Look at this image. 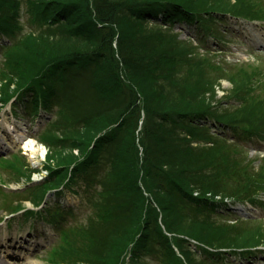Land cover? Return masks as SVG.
Here are the masks:
<instances>
[{"label":"trees","instance_id":"obj_1","mask_svg":"<svg viewBox=\"0 0 264 264\" xmlns=\"http://www.w3.org/2000/svg\"><path fill=\"white\" fill-rule=\"evenodd\" d=\"M69 1L26 2L34 21L50 29L48 36L54 43L52 50L37 52L42 66L32 67L33 60L24 55L21 62L15 56L2 64L8 78L1 80V88L10 89L14 84L16 89L38 86L45 91L54 88L49 85L53 78L65 82L67 76L74 84V92L66 95L63 103L68 116L63 119L59 115L44 139L49 150L51 135L58 134L56 143L61 146L47 158L48 164L58 162L61 171H52L49 166L46 182L54 181L49 185L56 186L55 180L65 179L70 167L71 183L82 174L103 175L100 201L105 212L100 210L88 224L61 230V239L47 253L50 264H139L150 256H163L164 264H219L220 256L264 245V232L252 224L255 219H240L227 208L228 203L245 200L264 207L258 199L264 192L263 167H249V162L232 152V145L240 148L237 141L233 139L229 145L223 138L214 139L206 123L200 122L213 117L245 138L257 132L264 111L253 101L248 104V116L255 119L251 126L249 120L236 118L233 112L221 114L222 105L211 104L204 98L205 90L187 79L195 65L214 72L223 68L220 63L201 66L169 28L150 27L142 17L146 11L155 13L163 7L175 13L173 19L191 21L195 17L205 35L214 36L209 23L218 22L228 11H200L195 0ZM216 1L209 5L221 7L219 10L226 7L224 0ZM20 5V0H0L2 33L10 36L16 26L8 16L2 18L1 12L7 10L12 17ZM232 6L234 16L264 19V5L259 0H235ZM122 18L131 25L122 23ZM96 23H108L110 33L98 29ZM135 29L138 37L132 35ZM60 34L71 41L65 50L55 42ZM67 55L73 59L64 69ZM82 77H87L86 81L74 80ZM165 106L167 109L158 110ZM143 113V126L138 131ZM122 117L128 127L119 143L123 129L113 126ZM69 144L79 157L68 163L61 150H67ZM127 150H131L130 159L122 157ZM24 166L22 175L14 171L17 177H26Z\"/></svg>","mask_w":264,"mask_h":264},{"label":"rangeland","instance_id":"obj_2","mask_svg":"<svg viewBox=\"0 0 264 264\" xmlns=\"http://www.w3.org/2000/svg\"><path fill=\"white\" fill-rule=\"evenodd\" d=\"M22 4L21 7L18 11L17 14L13 15L10 17V12L7 10H3L1 12L2 18L5 16H8L9 19L8 21L10 23H13L16 26V31L14 32L13 35V41H11L10 45L4 46L0 45V83L1 80L7 79V74L8 71L6 67H3L2 64L5 65V62L7 60H11L16 56L18 62L23 61V55L28 58V60H33L30 62V65L34 67L35 65H42L41 61L37 58V52L41 50V52H45L46 49H53V44L51 43V40L48 36L49 30L46 28H42L40 24L36 21H34L33 16L29 14L27 11V5L26 2L31 1V0H21ZM61 2H70L69 0H60ZM213 1L216 0H195L194 4L198 10H202L203 8H207V10H217V11H228V12H235V10H231L234 7L232 6V3H234L235 0H224L226 7L221 9V7L217 5L210 6L209 4ZM262 2L264 5V0H259ZM39 3L41 1H38ZM217 2V1H216ZM212 7H218V9H213ZM225 18V17H224ZM224 18H221V20ZM33 20V22H32ZM128 19L122 18L121 22L131 25L127 21ZM222 20V21H223ZM234 19H232V22ZM228 21V22H227ZM236 21V20H235ZM239 24L243 25L242 30L244 33H247L249 29H257V26H253L252 24L246 23L244 24L243 22L241 23L240 20H237ZM225 22V23H223ZM221 25L215 24V29L212 30L211 32L217 33L218 36L217 39L221 38V41L217 40L215 43H212L211 40H208V43L205 44L203 37L200 36V34L195 33L191 29H188V27H196V25H187L184 24V22L177 23L176 25L172 27L174 30L172 31L171 35L177 37L175 34L176 32L180 34L181 38H185L183 45L189 49L191 52L189 55H194V60L199 61L198 63L205 67L207 62L212 63L214 62L215 64L217 62L220 63V65L224 68L222 69H216L214 72H208L207 70L200 69L198 66H193L191 69H189L188 74H187V79H189V83L192 84L194 87H200L203 88L205 91L204 98L208 100L211 104H221L222 107L219 108V111L221 114H229L230 112H233L234 115L237 117H241L242 119L249 120L248 122L250 123V126L252 122L255 119L249 118V113L248 110L250 106L248 104L253 101L256 103L257 108H261V110L264 111V51H254L244 45L243 43V37L240 32H234L231 29H229V26L235 27V24L230 21V19H227L223 21ZM187 25L186 26H183ZM264 26V21L263 23H258ZM256 24V25H257ZM182 25V29L181 26ZM227 25L228 27H226ZM147 27V26H146ZM151 27V26H150ZM147 27V28H150ZM166 27V26H163ZM51 28V27H50ZM53 28H51L52 30ZM227 29V31H225ZM264 33V27L258 28ZM138 33L135 31L133 32L132 35H135V37H138ZM215 35V34H214ZM189 36H193L194 39H198V42L205 46L200 49H196V47H192L193 43L195 45L200 46V44L196 40H192L193 43L189 40L186 39ZM28 37L27 41L25 43L27 44L25 47H22V41H24ZM177 41L183 42L179 37H177ZM57 46L61 50H65L68 47H65V44H68L71 42L68 38H65L64 35L60 34L57 40ZM180 47V46H179ZM181 48V47H180ZM58 49V48H54ZM194 53V54H193ZM6 55V57H4ZM7 56H9L7 58ZM253 58L256 59V61H260L259 64H252L249 63L248 65L244 66L240 62L241 61H253ZM219 65V66H220ZM220 66V67H221ZM259 69L256 71V74L258 78L250 80L251 76L249 73L251 71H255V69ZM207 77V78H206ZM28 79V77L24 78V80ZM81 81H86V79L79 78ZM68 80H71L68 78ZM249 81V82H248ZM18 82V81H17ZM66 83V82H65ZM191 86H189V89ZM236 91L235 94H229V91ZM22 92H25L22 91ZM21 92V93H22ZM74 91H71V89L67 90V95L70 93H73ZM12 89L5 88H0V94L3 96L4 94L11 95ZM62 95H64V91H62ZM67 100V99H66ZM248 102V103H247ZM3 101L0 100V144L2 145L3 152L6 150L8 145L12 146V150L9 152L13 153H18L20 150L21 153L19 152L18 156L24 155L26 158V162L24 160H17L15 161L14 159H11V156L15 155H9V154H4L3 156H6L7 158H3L0 160V163H2V166L4 167H9L5 170L0 171V183L4 184H9V188L13 189L10 190L6 188H2L0 185V240L2 238L6 237H12L16 239H21V238H26L27 242L24 244L26 247H29L30 249L33 248V243L35 240L37 241L35 244L36 251L32 252L30 254V251L24 250L21 252V255H23L25 252L26 255L22 257L21 260L19 261H14L13 264H50L48 256H46V252L52 247L54 243H56L59 235H58V230L61 226H63L64 229L68 230L70 228H74L77 224H88L92 222L90 219L96 215V213H99L100 210L105 212L104 205H102L101 198L102 196L100 193L102 192L101 185H95L94 184V175L96 176V179L99 180L102 178V174H95L93 173H88L86 174V179L84 178H78L75 181L74 187L72 188V192L68 190L70 188L71 183L70 182H64L62 183L63 185L61 186V182H63V177L59 178L56 182V186L54 185H49L50 182H46L42 185L43 181L39 184L42 186H37L35 189L32 188L31 191H27L26 189L28 186H25V183L20 180L19 177L16 176V173L14 171H19L20 175L21 173V165H26L25 170L30 171L31 176L33 172H40L42 168V162L44 161V157L47 156L49 157V154L53 150H59L61 146L57 145V139L56 136H59L58 134L51 135L50 137V143H49V151H47L45 148H43L41 141L35 139L37 135H41L42 133L46 132H41L38 133L40 128L43 126L37 125L34 127V129L39 130L37 134H35V131L33 134H28L26 138L29 140H33L35 143V148L38 149V151L34 154L31 153L30 151H25L22 147V145H14L11 144V141L9 140L8 135L5 130V123L10 122L14 119L11 118V112L9 106L3 107L2 106ZM57 108H62V110L59 112L61 115V118H65L68 116V112L64 110V107L61 106V104ZM164 109H167V106L158 108V110L162 111ZM55 112V111H54ZM53 112V114H54ZM52 113V112H51ZM167 114H171L167 112ZM264 114V113H263ZM52 124L59 118L52 116ZM210 118V117H209ZM208 118V119H209ZM29 120L28 118H26ZM198 123H206L205 126L207 128V132L212 135L214 139H222L228 141V144L230 145L231 140H233L231 137L234 135L233 131L230 127H224L222 129L217 130L216 127L219 128L220 124L213 125L209 120L207 121L206 117L204 120H197ZM200 121V122H199ZM19 122H21L19 120ZM18 120H15V125L20 126V127H29L31 125L30 120L27 122L26 126L24 124L19 123ZM24 123V122H22ZM33 124V123H32ZM51 130V127H49ZM253 129V127H252ZM251 129V130H252ZM258 132H264V120L258 124V128H256ZM29 129H27L28 131ZM23 134L26 135L27 131L24 132L21 130ZM220 132H224L223 137H220ZM12 133V132H11ZM51 133V132H50ZM236 133V131H235ZM219 134V135H218ZM235 137V136H234ZM183 137L180 135V139ZM236 139V138H235ZM240 145L242 143V146L240 148L237 145H232L234 155L237 156L238 159L240 160H248L252 161L254 156L259 155H264V149L261 148H256L255 145L248 143L247 145L250 146L252 149L246 150V145L245 141L239 140L237 138L236 140ZM264 142V141H263ZM257 143H260L258 140ZM262 145V144H261ZM70 144L67 145V150H61L64 152V155L66 156L67 162L75 161L77 157H79V154L76 153L74 150L69 149ZM174 148V147H173ZM40 149V150H39ZM42 151L44 154H42ZM48 153V154H47ZM258 153V154H257ZM51 158L53 154L50 155ZM122 157L126 159L131 158V150L124 151L122 154ZM260 157V156H259ZM56 161H53L51 165H56ZM58 165V164H57ZM258 162L256 160H253L252 163L249 165V167H257ZM263 167V172H264V162L260 164ZM1 169V168H0ZM46 176V172H40L39 174H34L31 178L36 180L35 182H38L41 180V178ZM47 177V176H46ZM82 179V180H81ZM58 184V185H57ZM47 186L50 187V189H45ZM61 186V189H60ZM51 188H57L56 190L58 191L56 193L57 200H55V203L51 210L54 208L52 219H59L58 222H54L53 224H50L49 222L46 224L42 219H39L37 217L35 218H29L26 217L25 215L30 211L33 210L34 208L39 207L41 203H43L45 199V194L48 190H51ZM64 189V190H63ZM60 191L63 193L62 196H60ZM4 192L8 194H4ZM13 192V193H10ZM263 203H264V195L260 194L259 196ZM102 206V208H101ZM41 208V207H40ZM38 208V210H40ZM112 207L110 205L107 206V210L111 211ZM19 210H24L19 216L17 215V212ZM255 210V211H254ZM254 210H251L250 213L253 218H256L255 221L252 223L254 225H258L260 229H262V232H264V207L260 206H255ZM16 212V213H15ZM41 215H44L45 217L46 214L44 212H40ZM15 214V215H14ZM10 215V216H9ZM17 215V216H16ZM24 218L27 219V221H22ZM56 223V224H55ZM76 224V225H75ZM115 229V228H114ZM109 230V228H108ZM112 229H110V232ZM17 233V234H16ZM42 238V239H41ZM263 245V244H261ZM255 247V246H252ZM264 245L261 246L259 254L257 256H253L250 261V264H264ZM111 248V246H110ZM110 248L108 249V252L110 251ZM259 250V249H257ZM3 253V252H2ZM1 253V254H2ZM125 254L123 257H125ZM160 256L162 254L159 252ZM57 260V258H55ZM163 260V261H162ZM128 261V259H127ZM60 262V261H59ZM164 258H157L154 256L150 257H145V259H141L139 264H164ZM222 264H227L225 263L224 260L222 261ZM235 264H248V263H241L240 260H236Z\"/></svg>","mask_w":264,"mask_h":264},{"label":"bare ground","instance_id":"obj_3","mask_svg":"<svg viewBox=\"0 0 264 264\" xmlns=\"http://www.w3.org/2000/svg\"><path fill=\"white\" fill-rule=\"evenodd\" d=\"M8 129L10 130V128L8 127ZM20 135L21 134H16V135H14L13 136V141H15V142H20L19 140H20ZM22 146H23V149L25 150V151H30L31 153H36L37 151H38V149H36L35 148V143H34V141L33 140H29V139H27V140H25L24 139V141L22 142ZM40 150V149H39ZM42 154H44L43 153V151H42ZM7 246V245H6ZM5 246V247H6ZM9 248V247H8ZM8 248L6 247V250H7V252H8ZM7 252H3V253H6L7 254ZM6 256V255H5ZM5 256H1V257H3V258H5ZM8 256V255H7ZM0 257V258H1Z\"/></svg>","mask_w":264,"mask_h":264}]
</instances>
